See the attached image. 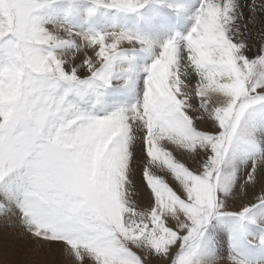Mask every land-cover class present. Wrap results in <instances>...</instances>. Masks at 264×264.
<instances>
[{"label":"snow or ice","instance_id":"obj_1","mask_svg":"<svg viewBox=\"0 0 264 264\" xmlns=\"http://www.w3.org/2000/svg\"><path fill=\"white\" fill-rule=\"evenodd\" d=\"M49 3L0 0V196L15 205L26 231L37 244L67 247L80 264H89L86 257L91 264H148V257L195 264L212 222L235 217L228 259L253 264L237 248L251 242L246 225L259 227L255 242L264 247V224L254 215L264 210V183L242 209L230 210L225 199L246 195L264 175V45L250 58L233 35L234 0H195L194 25L162 44L133 30L85 37L95 58L80 65L73 33L59 37L46 27ZM93 3L89 17L100 6L127 14L188 10L167 0ZM141 77L142 94L129 108L101 116L80 106L101 82L138 85ZM241 157L246 168L251 161L242 183L234 167ZM141 159L151 201L142 210L126 188ZM10 210L0 201V214ZM11 247L0 238V264H10Z\"/></svg>","mask_w":264,"mask_h":264},{"label":"bare ground","instance_id":"obj_2","mask_svg":"<svg viewBox=\"0 0 264 264\" xmlns=\"http://www.w3.org/2000/svg\"><path fill=\"white\" fill-rule=\"evenodd\" d=\"M184 5L187 6V11L179 13L175 12L172 9L167 7L162 8H149L146 9L143 13L127 14L118 12L114 14L108 13L110 10L101 9L99 13L91 20L88 19L87 8L74 7L72 8L73 20L68 21L71 26H78V29L75 35L72 36V39L75 41V47L79 48L78 45L88 43L85 37H90L96 35L97 33H107L110 32H119L122 30H133L136 32L144 33L150 35L151 38L159 43H163L169 37L174 36L178 33H186L194 25V20L192 19V8L195 5V0H182ZM236 11L232 14L233 19L229 23V28L232 31L233 35L237 37L238 41H243L246 45V53L249 57H254L259 53L261 46L264 45V0H234L233 3ZM64 9L67 6H61ZM80 7V6H79ZM58 9V7H56ZM115 10V9H114ZM54 12V14H58ZM47 12H44V17L47 15ZM188 14V17L186 16ZM141 18L142 25L139 24V20L134 18ZM183 22L184 24H182ZM87 24L89 26H87ZM60 23H54L50 27L58 32H60ZM89 27V28H87ZM121 28V29H119ZM85 29L89 30V34L85 33ZM142 30V31H141ZM68 35L65 36V38ZM135 42H132L128 45H133ZM127 44H124V47H129ZM80 50V48H79ZM72 50L69 49L66 51V57L69 58L72 56ZM80 60H73L74 65H80L84 62L85 59L89 57L95 58V52L92 48L84 47L82 48V53L79 56ZM143 78L139 79L138 85L135 83H128L126 78L119 79L116 81H121L119 86H122L121 90L111 91L108 93L109 96L96 99L97 103L100 106V115H104L107 112H111L118 108H129L134 105L142 94L140 89L143 87ZM195 83V79L193 80ZM100 89H105L103 85L98 84L97 92ZM102 91L101 93H103ZM106 94V92H104ZM103 94V95H105ZM102 95V94H99ZM85 100V99H84ZM86 101V100H85ZM126 101V102H124ZM91 103L90 100L87 101ZM124 102V103H123ZM85 103V102H84ZM109 103V104H108ZM83 104V103H82ZM97 105V104H96ZM98 108V106H97ZM84 109V108H83ZM91 109V108H90ZM93 109V108H92ZM87 110V108H86ZM93 111H96L93 109ZM97 113V112H96ZM200 127L201 124H207V122H197ZM137 135L142 136V133L139 131ZM170 148L175 152L174 155H177L178 159H187L188 154L184 152L183 149L176 151V149L169 145ZM200 151V150H198ZM197 161L203 162V157L196 156ZM243 157L235 161L234 167L238 171V176L241 177L240 182H243L244 173L247 168H250L251 161H248L247 168L243 164ZM146 161L141 159L137 161L134 172L130 173L131 183L126 186L128 190V199L132 202L134 207L139 209H144L149 206L151 203L149 193L145 190L146 186L142 183V170L144 168ZM162 165L154 166V171L159 175L165 176L170 179L171 174L167 170L161 171ZM261 183H264V175H261L260 179L257 182L255 188L246 186L245 192L246 195H239L235 199L226 198L225 206L230 210H239L243 206L249 203H255V197L259 195V188ZM235 192H240L239 183L237 184ZM0 201L4 204H9L10 211H7L6 214H0V227H2V220L6 222H11L12 217L15 219L14 223L10 226L13 228V231L9 234L8 238L12 242V247L10 253L12 256H8L7 259L10 261V264H18L27 258V256L34 259H39L38 257H44L49 255L52 256L53 253L49 251L52 248V251H56L60 245H54L53 247H48L47 245H37L36 240L32 237L30 232H27L25 227L21 223V216L14 204H10L8 200H5L3 196H0ZM258 224H264V210L254 213ZM12 216V217H11ZM237 219L235 217L227 218L224 220H214L209 226V243L206 244L196 255H200L198 258L197 264H233L232 261L228 259L230 255V248L232 246L231 241V231ZM6 226V224H4ZM249 237L251 242L239 245L237 250L248 260L252 261L253 264H264V247L258 245L255 242V238L261 234L258 226L246 225ZM19 239V243L15 244L13 241ZM139 251V250H138ZM62 252L65 254L64 264H80L76 258L71 257L72 253L69 249L67 251L65 248L62 249ZM40 253V254H39ZM71 254V256H70ZM38 256V257H37ZM54 256V255H53ZM56 256V255H55ZM74 256V255H73ZM196 258V256H195ZM86 261L91 264V259L89 257L85 258ZM75 260V261H74ZM202 263H201V262ZM36 264H40L37 262Z\"/></svg>","mask_w":264,"mask_h":264},{"label":"rangeland","instance_id":"obj_3","mask_svg":"<svg viewBox=\"0 0 264 264\" xmlns=\"http://www.w3.org/2000/svg\"><path fill=\"white\" fill-rule=\"evenodd\" d=\"M167 3L184 4V2L182 0H167ZM61 6H67V8L64 9ZM94 6L95 5L93 3V0H50L49 7L44 10V12H47L48 13L45 16L46 27L48 29H51L54 32H56V34L59 37H65L69 33H73V35H75L74 33H76V31H77L75 29H78V26H76V27L75 26H71L70 23L68 22V21H72L73 20V14H72V11H71L72 8L78 7V8H81L80 11H82V9L85 8V7L88 9V8H91V7H94ZM56 7H58V9ZM101 9H106V10L108 9V10H110L108 13H111V14H114V15H115L116 12H118L120 14V12L118 10L109 9V8L100 6L98 8L96 14L93 15V16H91V17H88V19L91 20L93 17H95L97 15V13L100 12ZM55 11L56 12L59 11V13L58 14H54ZM179 14L182 15L181 13H179ZM186 16L188 17V14ZM135 20H139V24L142 25V19L141 18H136ZM54 23H60L61 24L60 25V32H58V31H56V30H54V29H52L50 27V25H52ZM181 23L184 24L183 22H181ZM87 26H89V25L87 24ZM87 28H89V27H87ZM119 29H121V28H119ZM85 31H86L85 33L89 34V30L85 29ZM109 32L110 31H107V33H109ZM187 32L188 31H186V33ZM87 44L88 43H84L82 45H78V47L80 48V50H79V53L76 55V58L74 59L75 61L80 60V57L79 56L82 53V48L87 47ZM128 46H129V48H131V47L135 46V43L132 46L131 45H128ZM71 57H69V59H71ZM84 67L86 68L87 66L84 65ZM81 75L82 76L84 75V72L83 71H81ZM120 83H121V81H114L111 85L104 86L102 84V82H101L100 84L103 85L105 89H100L97 94H96V92H94V93H90L88 96L84 97L83 100L80 101V106L82 108H84V110H86V108H87L86 111H91L93 114L100 115V113H99V111H100L99 104L100 103L98 104L96 101L98 99L102 98V97L109 96L108 93L110 92L111 88H112L111 91L121 90L122 89V86H119ZM102 91L106 92V94L104 92L101 93ZM99 94H102V95H99ZM103 94H105V95H103ZM88 100H90L91 103H88L87 102ZM124 102H126V101H124ZM97 106H98V108H97ZM92 108L94 110L96 108V111L94 112ZM206 122H207V124L206 125L205 124L204 125L201 124V127H208L212 123L211 121H206ZM14 221H15V219L13 217H12V221L9 222V223L6 222V221H4V220H2V223H1L2 227H0V238L6 237V239L9 240L8 236L13 231V228L10 225L13 224ZM4 224H6V226H4ZM13 243L18 244L19 243V239L16 240V241H13ZM63 248H65L67 251H69V249L67 247H64L63 245H60L59 248L56 251H52V248L49 250V251H51L53 253L54 256L53 255L50 256V257H49V255H48V257L47 256H44V257H40V256L38 257L37 256L39 259H34L35 258L34 256H33V258L27 256V258L24 259L21 262V264H36L37 262H40V264H64V261H63L64 260V257H63V255H65V254L62 252V249ZM133 250L134 251H137L138 254H139V251L137 249H133ZM230 251H231V248H230ZM12 255L13 254L10 253L9 256H12ZM200 255L203 256V253L196 255V258L194 257L195 264H197L199 262L198 261V258L200 257ZM70 256H71V254H70ZM71 257L75 258L73 255ZM146 259H147L148 264H170V261H168V262L167 261H161L159 258H155V257H148ZM18 264H20V263H18ZM202 264H204V263H202Z\"/></svg>","mask_w":264,"mask_h":264}]
</instances>
